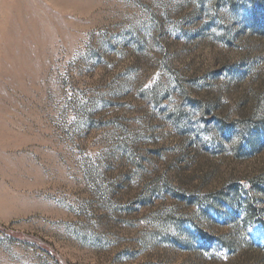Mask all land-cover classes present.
Instances as JSON below:
<instances>
[{
    "label": "rangeland",
    "instance_id": "374dc122",
    "mask_svg": "<svg viewBox=\"0 0 264 264\" xmlns=\"http://www.w3.org/2000/svg\"><path fill=\"white\" fill-rule=\"evenodd\" d=\"M0 264H264V0H0Z\"/></svg>",
    "mask_w": 264,
    "mask_h": 264
}]
</instances>
